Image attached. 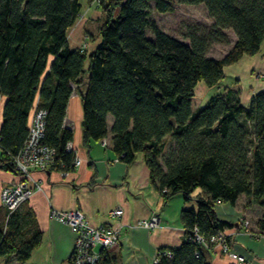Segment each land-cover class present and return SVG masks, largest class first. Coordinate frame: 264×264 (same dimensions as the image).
Segmentation results:
<instances>
[{"label": "trees", "instance_id": "obj_1", "mask_svg": "<svg viewBox=\"0 0 264 264\" xmlns=\"http://www.w3.org/2000/svg\"><path fill=\"white\" fill-rule=\"evenodd\" d=\"M88 1L103 15L91 51L68 43L79 0H0V169L15 173L12 157L36 107L46 111L43 143L54 149L49 169L73 170V130L63 121L77 92L83 145L106 139L126 164L141 154L163 203L174 195L195 203L180 212L182 242L160 248L156 264H211L189 236L195 228L208 240L232 227L215 204L244 195L264 206V90L243 105L238 87L221 84L225 67L264 44V0ZM174 3L202 4L211 24L189 26L187 41L168 34L151 14L171 13ZM227 29L229 49L208 56L213 42L230 43ZM200 83L217 91L193 107ZM27 201L11 211L0 205L2 264H26L41 241ZM256 227L264 234V213ZM97 264L113 258L101 249Z\"/></svg>", "mask_w": 264, "mask_h": 264}, {"label": "crops", "instance_id": "obj_2", "mask_svg": "<svg viewBox=\"0 0 264 264\" xmlns=\"http://www.w3.org/2000/svg\"><path fill=\"white\" fill-rule=\"evenodd\" d=\"M71 29L68 43L72 48L80 47L81 27L78 25ZM96 43L97 40L93 45L88 43L92 45L89 51ZM223 85L234 87L228 83ZM258 90H264V87L243 94L240 91L242 104L247 105L250 96ZM75 93L69 98L65 121L73 124L72 145L80 163L67 172L49 169L33 173V177L41 182V188L32 193L27 203L35 214L41 241L31 251L26 264H72L73 233L68 225L49 216L51 208L79 209L91 224L102 222L118 227L117 245L105 249L113 258V264H150L160 248L175 247L182 242L184 232L180 212L183 207H195V203L184 201L181 195H174L163 203L141 154L126 164L113 153L109 141L105 145L101 141L83 145L81 99ZM3 103L4 98H0V126ZM16 180L15 173L0 169V189ZM117 207L122 209V214L110 217L108 212ZM215 211L218 218L233 224L221 234L234 251L245 256L244 264H264V234H256V221L264 213V206L241 195L234 205L217 202ZM151 214L158 216L157 227L133 226L135 221L146 219ZM244 220L247 221L246 226ZM202 249L211 264H235L215 247ZM3 260L0 258V264Z\"/></svg>", "mask_w": 264, "mask_h": 264}, {"label": "built area", "instance_id": "obj_3", "mask_svg": "<svg viewBox=\"0 0 264 264\" xmlns=\"http://www.w3.org/2000/svg\"><path fill=\"white\" fill-rule=\"evenodd\" d=\"M75 94L74 92L72 96ZM45 114L44 109L33 108L27 136L17 154L12 157L17 180L0 189V203L10 211L22 202L29 200L32 193L41 188V182L33 177V173L48 170L53 162L54 149L43 143ZM63 126L73 130V124L67 123L65 118ZM101 143L105 145L107 140L102 139ZM67 149H74L72 143L67 144ZM79 163L80 159L76 156L75 165ZM121 214L122 209L119 207L108 212L110 217H119ZM49 216L68 225L73 233V248L70 257L72 264H97L100 258V250L110 248L118 243V227L102 222L91 224L79 209L58 210L51 208ZM158 220L156 214H151L146 219L135 221L133 226L154 229L158 225ZM189 238L203 247H209L212 244L221 254L232 259L235 264L246 262L245 256L234 251L221 233L206 240L194 228ZM165 253L167 254V252ZM159 254L157 251L150 264L157 263Z\"/></svg>", "mask_w": 264, "mask_h": 264}, {"label": "rangeland", "instance_id": "obj_4", "mask_svg": "<svg viewBox=\"0 0 264 264\" xmlns=\"http://www.w3.org/2000/svg\"><path fill=\"white\" fill-rule=\"evenodd\" d=\"M79 1L82 5V14L74 26L79 25L81 27L82 39L79 46L89 50L98 38V27L102 22L103 15L94 2L90 3L88 0ZM173 7L174 10L171 13L160 14L153 11L151 18L163 31L183 41H187L184 38V33L189 26L208 27L212 22L202 4L185 5L174 3ZM225 32L229 37L230 43L213 42L207 51L208 56L221 57L229 49L230 44L234 40V35L229 29L225 30ZM69 37H71L70 34ZM88 43L92 45L89 46ZM225 73L229 76H234V78L227 76L222 80L221 84L228 83L229 85L238 87L242 94L247 91H254L259 87H264V44L261 45L257 55L241 58L238 62L227 66ZM215 91H217L216 87L207 90L202 83L198 84L194 91L193 107L198 105L200 107L203 106L208 97ZM243 224L246 226L247 221L244 220ZM209 247L213 248L215 246L211 244Z\"/></svg>", "mask_w": 264, "mask_h": 264}]
</instances>
